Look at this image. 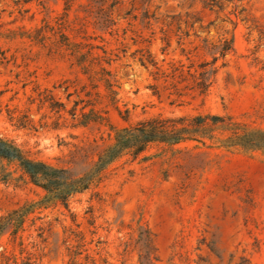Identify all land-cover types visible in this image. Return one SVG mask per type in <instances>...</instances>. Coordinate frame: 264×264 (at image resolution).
I'll use <instances>...</instances> for the list:
<instances>
[{"label":"rangeland","instance_id":"374dc122","mask_svg":"<svg viewBox=\"0 0 264 264\" xmlns=\"http://www.w3.org/2000/svg\"><path fill=\"white\" fill-rule=\"evenodd\" d=\"M213 1L0 0V136L95 174L66 206L0 176V264H264V0ZM230 36L200 94L189 66ZM196 115L191 138L96 172L115 131Z\"/></svg>","mask_w":264,"mask_h":264},{"label":"trees","instance_id":"16d2710c","mask_svg":"<svg viewBox=\"0 0 264 264\" xmlns=\"http://www.w3.org/2000/svg\"><path fill=\"white\" fill-rule=\"evenodd\" d=\"M232 40V36L223 38L213 47L212 58L210 60H201L197 64V69L190 71L189 66L187 71L192 77L193 87H195L200 94H205L211 84V76L217 69V65L215 64L217 59L224 58L228 52L233 50ZM140 62L145 64L141 59ZM146 62L155 68V70L152 71L153 78H155L158 72L156 61L148 57ZM101 70L104 72L103 67ZM180 74L181 71L178 75ZM106 83L107 85L109 84L108 81H106ZM151 86L152 92L155 93L156 90L154 86ZM56 104L57 103L54 101H50L49 106L54 108ZM70 110L69 112L72 117H77L75 109L72 108ZM205 117L206 116L196 115L190 118H147L138 121L134 127L115 131V146L108 149L106 155L99 158L96 172L104 162L114 159L115 156H118L125 149L138 152L153 141L175 142L191 138L194 134L204 130ZM96 118L97 117L92 111L89 110L88 112L81 111L80 116L77 117L76 120L77 123L85 124ZM17 121L18 125H26L20 118H18ZM0 176L4 180H17L40 185L44 190L47 200L57 201L66 206L68 197L72 193L87 189L93 183L95 174L88 173L83 176L73 177L68 169L54 167L39 159L33 158L24 152L12 139L0 136ZM16 214V211H14L10 214V217ZM9 223H11V221L2 222L0 218V233L9 226ZM17 225L18 221L10 225L13 227L12 233L16 232Z\"/></svg>","mask_w":264,"mask_h":264}]
</instances>
